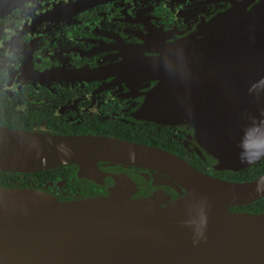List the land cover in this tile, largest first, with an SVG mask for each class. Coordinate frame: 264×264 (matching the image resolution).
<instances>
[{
    "label": "water",
    "instance_id": "1",
    "mask_svg": "<svg viewBox=\"0 0 264 264\" xmlns=\"http://www.w3.org/2000/svg\"><path fill=\"white\" fill-rule=\"evenodd\" d=\"M195 33L177 46L187 55L162 84L176 87L181 119L198 127L214 169L241 171L264 154V0ZM98 159L163 171L185 193L162 204L159 193L131 199L114 186L59 201L41 189L0 186V264H264V213L229 210L264 196V172L228 181L154 148L0 126L2 171Z\"/></svg>",
    "mask_w": 264,
    "mask_h": 264
},
{
    "label": "flooded vegetation",
    "instance_id": "2",
    "mask_svg": "<svg viewBox=\"0 0 264 264\" xmlns=\"http://www.w3.org/2000/svg\"><path fill=\"white\" fill-rule=\"evenodd\" d=\"M259 1L0 0V126L154 148L227 180L240 172L214 169L198 127L181 119L176 87L162 80L187 55L177 46L197 38L200 26ZM82 165L4 172L49 171L28 184L62 200L104 196L114 186L131 199L159 193L162 204L185 193L153 168L107 159Z\"/></svg>",
    "mask_w": 264,
    "mask_h": 264
},
{
    "label": "trees",
    "instance_id": "3",
    "mask_svg": "<svg viewBox=\"0 0 264 264\" xmlns=\"http://www.w3.org/2000/svg\"><path fill=\"white\" fill-rule=\"evenodd\" d=\"M68 166V165H64ZM240 173L236 175H232V173H228V176H222L224 179L228 181H246L251 180L261 173L264 172V154L260 157V159L249 165L248 167L244 168L243 171H239ZM49 171H42V172H35V173H9L0 171V186L1 187H16V188H37V186H30L31 182H36V179H40L41 175H47ZM42 181H45L42 180ZM42 190V189H41ZM45 191V190H44ZM46 192V191H45ZM84 198V197H83ZM59 201H68L58 199ZM71 200V199H70ZM75 200V199H72ZM233 210H238L237 212H246V213H264V198L259 199L256 202L243 204L237 207H232Z\"/></svg>",
    "mask_w": 264,
    "mask_h": 264
},
{
    "label": "rangeland",
    "instance_id": "4",
    "mask_svg": "<svg viewBox=\"0 0 264 264\" xmlns=\"http://www.w3.org/2000/svg\"><path fill=\"white\" fill-rule=\"evenodd\" d=\"M217 18H218V17H217ZM214 21H215V20H214ZM214 21H213V22H214ZM181 58H182V57H181Z\"/></svg>",
    "mask_w": 264,
    "mask_h": 264
}]
</instances>
